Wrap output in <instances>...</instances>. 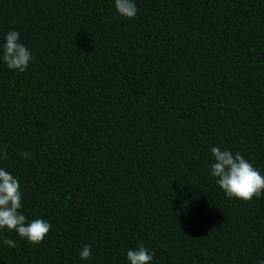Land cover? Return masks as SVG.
<instances>
[{
  "label": "trees",
  "instance_id": "trees-1",
  "mask_svg": "<svg viewBox=\"0 0 264 264\" xmlns=\"http://www.w3.org/2000/svg\"><path fill=\"white\" fill-rule=\"evenodd\" d=\"M134 2L0 0V168L52 224L38 245L0 229V264H130L140 244L150 264L264 260V194L229 199L210 170L219 146L264 175V0Z\"/></svg>",
  "mask_w": 264,
  "mask_h": 264
},
{
  "label": "clouds",
  "instance_id": "clouds-1",
  "mask_svg": "<svg viewBox=\"0 0 264 264\" xmlns=\"http://www.w3.org/2000/svg\"><path fill=\"white\" fill-rule=\"evenodd\" d=\"M115 8L121 16L128 19L138 15L134 0H115ZM20 35L18 30H10L6 34L2 59L9 69L24 72L34 57L31 50L21 42ZM211 153L214 157L210 166L211 174L229 199L251 201L264 194V175L241 152L233 153L227 148L214 146ZM7 155L6 147L0 148V159L7 158ZM21 155L24 159H30L32 153L23 151ZM22 201L19 178L0 168V229L15 231L29 243L38 245L44 241L52 224L43 218L28 221L21 212ZM3 244L12 248L17 246L16 241L11 238H5ZM91 248L90 244L82 248L79 253L81 259L88 260L92 257ZM126 255L130 264H150L155 253L140 244L136 249H129ZM258 264H264V260L258 261Z\"/></svg>",
  "mask_w": 264,
  "mask_h": 264
}]
</instances>
